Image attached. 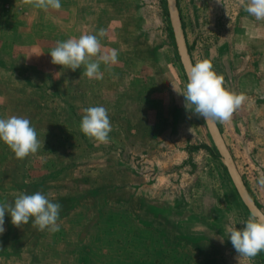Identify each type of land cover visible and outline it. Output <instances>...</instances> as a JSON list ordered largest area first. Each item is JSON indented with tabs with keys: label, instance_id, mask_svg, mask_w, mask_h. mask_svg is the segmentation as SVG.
Returning a JSON list of instances; mask_svg holds the SVG:
<instances>
[{
	"label": "rangeland",
	"instance_id": "374dc122",
	"mask_svg": "<svg viewBox=\"0 0 264 264\" xmlns=\"http://www.w3.org/2000/svg\"><path fill=\"white\" fill-rule=\"evenodd\" d=\"M247 2L179 0V7L194 63L209 60L227 89L246 96L218 124L264 212V81L258 60L242 51ZM84 18L85 34L105 30L101 52H118L116 64L101 62L103 79L83 76V65L75 72L54 65L31 39L0 51V118L29 119L40 140L38 152L24 159L0 141V203L39 191L62 205L55 233L31 220L16 227L6 213L0 264H71L67 256L78 253L69 250L88 244L99 225L113 236L119 213L134 223L141 218L169 245L177 240L170 226L146 214L165 209L178 210L186 224V238L178 241L186 264H237L228 230H242L251 215L209 151L214 145L203 118L185 107L187 77L167 1L88 0ZM95 106L107 109L112 124L107 144L80 128L83 109ZM106 246L117 255L112 243ZM262 257L261 251L244 264H262Z\"/></svg>",
	"mask_w": 264,
	"mask_h": 264
},
{
	"label": "clouds",
	"instance_id": "9594fccd",
	"mask_svg": "<svg viewBox=\"0 0 264 264\" xmlns=\"http://www.w3.org/2000/svg\"><path fill=\"white\" fill-rule=\"evenodd\" d=\"M36 8L47 11L49 8L59 10L61 0H26ZM245 11L256 20H264V0H248ZM230 27V25H229ZM106 35L100 29L97 35L84 34L78 39L73 37L66 41H57V46L50 52L52 63L75 72L83 65L85 70L82 75L89 79H103L100 70L101 62L105 65L118 62L116 49L108 53L101 52V42L98 37ZM41 56V55H40ZM93 57H96L93 60ZM187 84L182 94L185 98L186 109L192 111L208 123H223L229 121L233 114L246 100L244 93H236L225 87L224 76L217 74L209 60H201L192 65L188 70ZM80 128L84 135L99 143H109V134L112 124L107 109L103 106L87 107L83 109ZM191 131V129H190ZM0 141L5 143L14 152L17 159H24L30 154H35L40 148V140L36 129L31 126V121L24 117L11 116L0 118ZM264 182V181H262ZM62 205L52 202L42 192L34 194H20L14 202L0 203V235L6 231L5 214L11 216V222L16 227L27 225L32 221V226L39 231L55 233L59 231L60 212ZM245 227L237 230L231 227L228 230L230 239L236 253L237 264H244L245 260L264 251V218L252 215ZM223 243L224 238H219Z\"/></svg>",
	"mask_w": 264,
	"mask_h": 264
},
{
	"label": "crops",
	"instance_id": "0c3cea01",
	"mask_svg": "<svg viewBox=\"0 0 264 264\" xmlns=\"http://www.w3.org/2000/svg\"><path fill=\"white\" fill-rule=\"evenodd\" d=\"M87 5L88 0H61L59 10L49 8L45 11L26 0L0 1V51H12L21 46V40L23 44V39H31L40 50L50 54L57 46V41L73 37L78 39L88 31V23L84 18ZM3 7H9L10 12L3 13ZM242 28V51L245 56L258 60L262 74L260 77L264 81V20L258 21L252 16L243 18ZM146 214L149 218L161 219L163 225L170 226L177 240L166 245L165 240L159 238L160 233L145 226L141 218L134 223L124 213H119L114 219L113 233L109 234L112 237H107L104 225H99L88 244L82 248L74 245L69 250L78 255L72 254L67 258H74L71 264H111L112 260H117L116 264H186L185 250L178 243L185 237L186 232L182 228L186 224L180 219L178 210L165 209ZM63 236L60 234L58 237L60 239ZM111 243L117 251L115 256L110 254L106 246H111ZM56 247L58 248L57 241Z\"/></svg>",
	"mask_w": 264,
	"mask_h": 264
},
{
	"label": "water",
	"instance_id": "95a60500",
	"mask_svg": "<svg viewBox=\"0 0 264 264\" xmlns=\"http://www.w3.org/2000/svg\"><path fill=\"white\" fill-rule=\"evenodd\" d=\"M166 1L170 25L173 32L177 53L180 58V62L184 69L185 75L188 79V70L195 63L193 61V57L191 55L190 48L188 45L179 2L178 0ZM205 125L208 129L213 145L219 154L220 160L225 166L241 202L243 203V205L248 210L251 216L255 215L257 217L264 218V212L258 206L256 200L253 198L245 182V179L237 166L236 160L225 140V137L221 131L218 122L208 123Z\"/></svg>",
	"mask_w": 264,
	"mask_h": 264
},
{
	"label": "trees",
	"instance_id": "16d2710c",
	"mask_svg": "<svg viewBox=\"0 0 264 264\" xmlns=\"http://www.w3.org/2000/svg\"><path fill=\"white\" fill-rule=\"evenodd\" d=\"M171 30V29H170ZM171 37L173 38V36H172V34H171ZM220 126V125H219ZM209 148V147H208ZM209 151L211 152V154L215 157V158H217V159H219V154H218V152H217V150H216V148L213 146V147H210L209 148ZM252 194V193H251ZM253 196V195H252ZM253 198H254V196H253ZM249 213V212H248ZM250 214V213H249ZM262 264H264V251H262Z\"/></svg>",
	"mask_w": 264,
	"mask_h": 264
}]
</instances>
